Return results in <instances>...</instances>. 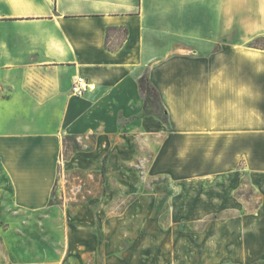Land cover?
Instances as JSON below:
<instances>
[{
  "label": "crops",
  "instance_id": "crops-1",
  "mask_svg": "<svg viewBox=\"0 0 264 264\" xmlns=\"http://www.w3.org/2000/svg\"><path fill=\"white\" fill-rule=\"evenodd\" d=\"M109 27L127 30L111 50ZM262 36L264 0H0V163L15 203L46 205L40 148L60 138L49 131L99 111L138 139L204 154L216 176H246L264 208V48L249 45ZM142 74L167 122L142 112ZM76 77L91 84L81 98L70 95Z\"/></svg>",
  "mask_w": 264,
  "mask_h": 264
},
{
  "label": "rangeland",
  "instance_id": "rangeland-1",
  "mask_svg": "<svg viewBox=\"0 0 264 264\" xmlns=\"http://www.w3.org/2000/svg\"><path fill=\"white\" fill-rule=\"evenodd\" d=\"M110 38L117 48L121 33ZM91 115L40 148L53 177L42 208L15 203L0 163V264H264V208L246 176Z\"/></svg>",
  "mask_w": 264,
  "mask_h": 264
},
{
  "label": "trees",
  "instance_id": "trees-1",
  "mask_svg": "<svg viewBox=\"0 0 264 264\" xmlns=\"http://www.w3.org/2000/svg\"><path fill=\"white\" fill-rule=\"evenodd\" d=\"M111 32L121 33L122 39L127 36V30L125 28L109 27L106 30V48L108 47V40ZM264 42V36L252 40L249 45L251 47L264 48V43L259 46L258 43ZM138 86L143 95L142 112L144 114H156L163 122L168 121V113L161 101V97L156 88L149 82L146 74L142 75L138 79ZM70 138V137H68Z\"/></svg>",
  "mask_w": 264,
  "mask_h": 264
},
{
  "label": "built area",
  "instance_id": "built-area-1",
  "mask_svg": "<svg viewBox=\"0 0 264 264\" xmlns=\"http://www.w3.org/2000/svg\"><path fill=\"white\" fill-rule=\"evenodd\" d=\"M91 88V84L83 77H76L70 85V95L74 98L83 97Z\"/></svg>",
  "mask_w": 264,
  "mask_h": 264
},
{
  "label": "bare ground",
  "instance_id": "bare-ground-1",
  "mask_svg": "<svg viewBox=\"0 0 264 264\" xmlns=\"http://www.w3.org/2000/svg\"><path fill=\"white\" fill-rule=\"evenodd\" d=\"M18 184V183H17ZM18 187H20L19 186V184H18ZM43 189V187H42V185L40 184V185H38L37 187H36V189H35V194H38L39 192H40V190H42ZM44 190V189H43ZM43 198V197H42Z\"/></svg>",
  "mask_w": 264,
  "mask_h": 264
}]
</instances>
